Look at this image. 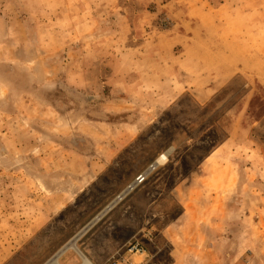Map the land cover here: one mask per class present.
Wrapping results in <instances>:
<instances>
[{"label":"rangeland","instance_id":"obj_1","mask_svg":"<svg viewBox=\"0 0 264 264\" xmlns=\"http://www.w3.org/2000/svg\"><path fill=\"white\" fill-rule=\"evenodd\" d=\"M228 135L235 172L210 192L195 171ZM74 237L96 264L264 247V0H0V264Z\"/></svg>","mask_w":264,"mask_h":264},{"label":"crops","instance_id":"obj_2","mask_svg":"<svg viewBox=\"0 0 264 264\" xmlns=\"http://www.w3.org/2000/svg\"><path fill=\"white\" fill-rule=\"evenodd\" d=\"M217 90L218 89H215L213 92H211V91L206 90L204 87H203V89L198 88V89H196L195 95L197 96V98H199L200 96H205L208 94V96L210 98L207 101H205L206 99L204 101L201 100L200 98L198 99V101L202 105H207L210 102L211 98L215 95V93L218 92ZM217 122H218L219 126L224 128L228 133H230V134L232 133V132H230L232 125H231V121L229 118L228 111L221 113L218 116ZM231 135H228V137L226 139H224L223 142L219 143V145L213 149L212 153L208 154L206 156V158L202 162L201 167L198 169V171H195V175L198 174L199 177H205V182H204L205 184L208 182H212V181H215L216 184H218L217 185L218 187L213 186V188H210V190H209L210 192H217L215 189H219V186L221 185L218 181H221L222 179H224L227 176L232 179V177L234 175V172H235L234 166L231 164H228V159H230V158L228 157V153H227V147L229 148L230 142H231ZM193 181H194V179H192V182ZM210 185H212V184H210ZM196 186L198 188L199 186L201 187L202 184L199 182V185H196ZM185 193H186V190H185ZM186 197H188V193L186 194ZM167 199H170V198L168 197ZM193 199H194V194H192L191 200H193ZM165 200L166 199L162 198L160 200V202H164ZM125 246H126V244H125ZM125 253H126V248L124 247V249L120 250V254L125 255ZM62 255H63L62 264H78L79 263V261L76 259V257L73 258L72 254H70L68 252V250L65 253H63ZM117 256H115V258ZM60 259H61V257H60ZM82 262H83V260H82Z\"/></svg>","mask_w":264,"mask_h":264},{"label":"built area","instance_id":"obj_3","mask_svg":"<svg viewBox=\"0 0 264 264\" xmlns=\"http://www.w3.org/2000/svg\"><path fill=\"white\" fill-rule=\"evenodd\" d=\"M147 173H141L137 176L136 181L142 182L146 179ZM152 234V231L148 230L147 235ZM129 251H145V247L140 239H134L128 245ZM125 259L124 254L118 255L116 258L114 257L108 264H120V260ZM239 264H264V247L258 248L256 250L248 249L241 257Z\"/></svg>","mask_w":264,"mask_h":264},{"label":"bare ground","instance_id":"obj_4","mask_svg":"<svg viewBox=\"0 0 264 264\" xmlns=\"http://www.w3.org/2000/svg\"><path fill=\"white\" fill-rule=\"evenodd\" d=\"M169 153L168 151L163 152L159 155V157L156 159L155 164L161 165L166 163L169 160ZM123 195V194H122ZM118 200L113 201L111 204H109L100 214H98L94 220L92 221L91 224L95 223L98 219L101 218L102 215H104L110 208H112ZM90 224V225H91ZM85 229H83L81 232H83ZM77 237L72 238L69 240L62 248H60L46 263L44 264H62L60 262V257L63 253H65L69 249H74L76 250L79 255L82 257V264H96L87 253L83 252L81 249H79L77 242H76ZM134 261H136L135 258H133Z\"/></svg>","mask_w":264,"mask_h":264},{"label":"trees","instance_id":"obj_5","mask_svg":"<svg viewBox=\"0 0 264 264\" xmlns=\"http://www.w3.org/2000/svg\"><path fill=\"white\" fill-rule=\"evenodd\" d=\"M210 103V102H209Z\"/></svg>","mask_w":264,"mask_h":264}]
</instances>
